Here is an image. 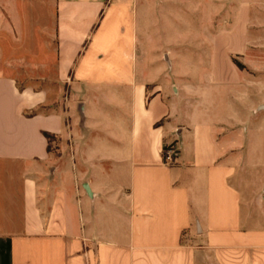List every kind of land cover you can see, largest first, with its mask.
I'll list each match as a JSON object with an SVG mask.
<instances>
[{"label": "crops", "instance_id": "1", "mask_svg": "<svg viewBox=\"0 0 264 264\" xmlns=\"http://www.w3.org/2000/svg\"><path fill=\"white\" fill-rule=\"evenodd\" d=\"M153 1L55 0L59 111L0 74V264H264V194L216 135L233 77L164 83Z\"/></svg>", "mask_w": 264, "mask_h": 264}, {"label": "rangeland", "instance_id": "2", "mask_svg": "<svg viewBox=\"0 0 264 264\" xmlns=\"http://www.w3.org/2000/svg\"><path fill=\"white\" fill-rule=\"evenodd\" d=\"M152 3L154 31L141 34L150 46V68L165 83L175 72L185 78L209 73L216 58V71L233 77L232 88L214 91L227 98L221 109H228L227 115L219 112L216 135L229 142L241 175L257 180L264 194V0ZM137 20L140 29V11ZM55 63V0H0V74L19 88L46 91L49 100L30 113L61 109L65 87L56 80ZM59 150L57 138L49 142L52 159Z\"/></svg>", "mask_w": 264, "mask_h": 264}, {"label": "built area", "instance_id": "3", "mask_svg": "<svg viewBox=\"0 0 264 264\" xmlns=\"http://www.w3.org/2000/svg\"><path fill=\"white\" fill-rule=\"evenodd\" d=\"M175 155H176L175 149L172 146H169L165 151V156L163 161L166 164H171L174 160Z\"/></svg>", "mask_w": 264, "mask_h": 264}, {"label": "trees", "instance_id": "4", "mask_svg": "<svg viewBox=\"0 0 264 264\" xmlns=\"http://www.w3.org/2000/svg\"><path fill=\"white\" fill-rule=\"evenodd\" d=\"M36 112H32L31 114H34ZM27 114V112H26ZM44 136L48 142V148H49V142L50 141H53L56 137L53 135V134H50V133H44ZM170 145H164L163 148H162V159L164 160V156H165V151L167 150V148L169 147Z\"/></svg>", "mask_w": 264, "mask_h": 264}]
</instances>
